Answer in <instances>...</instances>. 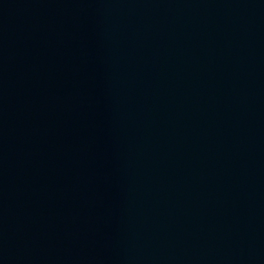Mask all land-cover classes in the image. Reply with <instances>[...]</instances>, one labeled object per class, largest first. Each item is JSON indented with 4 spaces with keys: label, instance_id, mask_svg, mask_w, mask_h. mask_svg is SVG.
<instances>
[{
    "label": "water",
    "instance_id": "obj_1",
    "mask_svg": "<svg viewBox=\"0 0 264 264\" xmlns=\"http://www.w3.org/2000/svg\"><path fill=\"white\" fill-rule=\"evenodd\" d=\"M0 264H264L246 0H0Z\"/></svg>",
    "mask_w": 264,
    "mask_h": 264
}]
</instances>
